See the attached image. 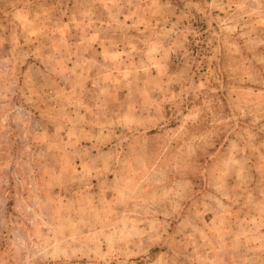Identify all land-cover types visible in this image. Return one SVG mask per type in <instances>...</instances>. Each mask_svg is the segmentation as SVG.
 Masks as SVG:
<instances>
[{
	"label": "rangeland",
	"instance_id": "rangeland-1",
	"mask_svg": "<svg viewBox=\"0 0 264 264\" xmlns=\"http://www.w3.org/2000/svg\"><path fill=\"white\" fill-rule=\"evenodd\" d=\"M173 1L110 117L59 83L78 2L0 0V264H264V0Z\"/></svg>",
	"mask_w": 264,
	"mask_h": 264
},
{
	"label": "crops",
	"instance_id": "crops-1",
	"mask_svg": "<svg viewBox=\"0 0 264 264\" xmlns=\"http://www.w3.org/2000/svg\"><path fill=\"white\" fill-rule=\"evenodd\" d=\"M76 1L80 12L70 20L77 22L76 32L62 35L72 54V63L60 65L71 75L67 85L59 82L66 94L78 105L93 100L110 117L111 103L130 99L133 86L146 97L154 94L153 83L166 82L165 70L181 39L174 1Z\"/></svg>",
	"mask_w": 264,
	"mask_h": 264
}]
</instances>
